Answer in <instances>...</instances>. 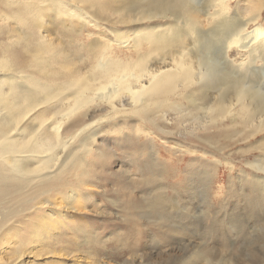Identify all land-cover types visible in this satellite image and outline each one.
<instances>
[{
	"label": "bare ground",
	"instance_id": "obj_1",
	"mask_svg": "<svg viewBox=\"0 0 264 264\" xmlns=\"http://www.w3.org/2000/svg\"><path fill=\"white\" fill-rule=\"evenodd\" d=\"M238 5L230 0H0V264H50L40 260L45 246L62 240L72 225L62 221L86 217L82 207L109 192L107 186L101 191L91 186L94 178L102 181L96 169L106 166L97 139L119 120L139 121L129 133L120 130L117 146L128 144L140 157L151 150L144 161L155 162L148 168L154 175L163 170L150 135L158 131L176 140L170 124L182 143L194 151L203 146L202 154H220L233 144H222L231 139L224 136L229 119L242 120L237 134L243 141L264 129V24L260 15L242 16ZM136 9L140 14L134 20L128 14ZM143 22L156 25L123 30ZM233 49L242 61L230 57ZM187 144L182 152L189 151ZM263 146L235 152L236 160L242 158L243 184L228 193L240 195L247 210L264 206V149L255 152ZM221 161L201 156L191 162V176L158 184L164 188L147 199L150 215L171 219L180 194H217L207 165ZM95 205L103 213L99 202ZM83 228L71 226L75 234L90 233Z\"/></svg>",
	"mask_w": 264,
	"mask_h": 264
},
{
	"label": "rangeland",
	"instance_id": "obj_2",
	"mask_svg": "<svg viewBox=\"0 0 264 264\" xmlns=\"http://www.w3.org/2000/svg\"><path fill=\"white\" fill-rule=\"evenodd\" d=\"M257 1L255 3L254 0H230L234 7L239 4L242 16L260 15L259 23L264 24V3ZM251 9L254 15H250ZM2 11L0 7V12ZM132 12L128 16L135 20L138 18L137 14H140L139 10ZM7 22L12 24L13 21L10 19ZM152 23L129 24L123 30L141 31L142 28L149 30L156 25ZM229 54L235 61L244 59L236 49ZM261 64L259 62V66ZM256 80L257 78L254 79ZM260 82L264 86V78H261ZM239 121L242 120H228L229 135L224 132V136L231 139H223L222 144L225 141L233 144L221 150L220 154L215 152L202 154L203 146H198V151H194L189 147L190 144L179 140L182 138L177 127L166 124V127L169 125L172 131L177 133L173 134L176 140L158 131L150 135L153 136L154 151L158 154L156 156L163 170V173L156 175L148 169L149 166L153 167L155 162L144 161L150 157L151 150L146 149L144 155L140 157L141 154L136 156L131 147L127 148L128 144L124 148L117 146L123 137L120 130L124 127L125 134L129 133L130 129L138 126L139 121L119 120L116 125L111 126L112 129L106 128L107 131L97 139V144L103 146L105 154L101 161H105L106 166L96 169L102 171V181L94 178L95 183L91 186L97 191H101L99 189L101 186H107L109 192L94 198L90 204L82 207L86 217L70 216L63 220V225L68 220L72 225L67 227L62 240L53 239L45 246L40 261L50 264H264V206L256 210H247L239 201L240 195L231 197L228 193L229 188L235 186L237 188L239 184H243L240 181L244 171L240 170L242 158L236 160L235 157L239 154L235 152L263 145L264 129L258 132L255 138L243 141L242 136L237 134ZM233 131L236 134L232 137L230 133ZM182 144H187L189 151L182 152ZM263 149L264 146L261 151L255 152L261 155ZM201 156L222 160L220 164L212 162L211 166L207 165L211 173L214 172L216 184L213 188L218 193L203 192L205 195L201 197L192 192L187 195L180 194L174 200L178 204L179 212L172 210L174 216L171 219L165 221L156 216L152 217L150 215L152 210L147 205L148 196L156 193L158 188L163 189L164 187H157L162 182L166 186L172 184L175 179L180 181L181 176L185 177V174L187 177L191 176V173L195 172L193 167L190 168L191 162L201 159ZM228 158H234L236 161L230 163ZM183 182L189 184L192 181L184 178ZM96 202L101 205L103 213L95 211ZM125 208L131 209L128 211ZM71 226L75 228L84 226L83 229H89L90 233L75 234ZM93 233L96 235L88 237V240L85 238L86 235ZM122 240L127 243L126 247L121 248ZM199 254L200 258L197 257ZM134 255L137 258H133ZM138 255L143 257V260H140ZM207 258L211 259L210 262L206 260Z\"/></svg>",
	"mask_w": 264,
	"mask_h": 264
}]
</instances>
